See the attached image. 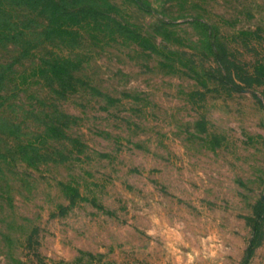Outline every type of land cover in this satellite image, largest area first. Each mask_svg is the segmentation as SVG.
Listing matches in <instances>:
<instances>
[{"label":"rangeland","instance_id":"1","mask_svg":"<svg viewBox=\"0 0 264 264\" xmlns=\"http://www.w3.org/2000/svg\"><path fill=\"white\" fill-rule=\"evenodd\" d=\"M108 1L150 44L100 18L0 45V264H264V0Z\"/></svg>","mask_w":264,"mask_h":264},{"label":"trees","instance_id":"2","mask_svg":"<svg viewBox=\"0 0 264 264\" xmlns=\"http://www.w3.org/2000/svg\"><path fill=\"white\" fill-rule=\"evenodd\" d=\"M101 2H104L105 6ZM112 10L117 8L108 0H0V45H12L20 49L19 56L14 59L18 62L31 57L32 50L37 46L38 37H42L45 41L54 40L61 43L76 41L83 24L97 22L100 18L106 20L113 18L115 25L121 28V33L134 35V41L139 45L150 44L133 29V26L124 25L117 20ZM17 12L21 13L22 19L17 18ZM36 18L44 19L47 23L41 30L35 27ZM43 60L45 68L39 66L36 69L37 75L51 77L61 84L65 78L72 79L71 70L68 68L71 65L69 59L57 56ZM7 78L8 69L0 64V99H4L3 92ZM263 82L264 64L260 63L254 68L246 84L261 85ZM258 206L254 218H250L249 222L254 231V239L250 243L248 253L252 252L263 237V222H261L263 204L260 202Z\"/></svg>","mask_w":264,"mask_h":264}]
</instances>
